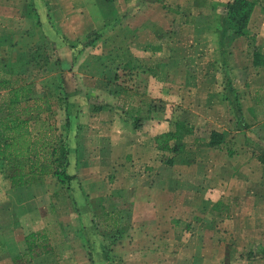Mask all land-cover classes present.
<instances>
[{
	"label": "rangeland",
	"instance_id": "374dc122",
	"mask_svg": "<svg viewBox=\"0 0 264 264\" xmlns=\"http://www.w3.org/2000/svg\"><path fill=\"white\" fill-rule=\"evenodd\" d=\"M227 1L208 2L209 6L213 2L221 14ZM259 2L248 22L250 37H242L239 50L251 58L253 47H248L249 38L258 51L256 42L264 46V0ZM203 3L204 0H0L1 75L14 87H29L33 98L50 99L54 114L42 113L30 122V128L36 133L51 126L53 134H61L64 139L67 132L91 122L93 117L94 127L89 128L96 129L107 122L112 116L109 107L118 92L116 86L127 91L139 82L149 85V79L156 77L161 82L170 80L173 88L187 77V85L201 84L197 91L200 95L192 93L191 98L204 100L205 95H201L209 81L211 87L218 84L223 91L224 71L207 80L204 78V73L209 71L207 62L197 57L213 50L206 32L207 21L203 19ZM193 6H198L203 16L192 14ZM130 18L139 27L134 32L128 28ZM176 24L178 28H174ZM129 35L134 39L129 40ZM172 37L176 40L174 47L170 45ZM88 39L92 41L86 45ZM173 50L186 57L185 60L169 63ZM188 55L195 59L187 58ZM229 77L234 89L241 90L237 94L240 104L248 107L243 113L250 123L247 128L236 124V128L222 130L225 138L219 148L223 145L231 166L239 164L245 151H251L264 166V140L260 136L256 138L257 133L251 129L264 122V67L250 69L245 77ZM161 102L164 103L162 99ZM247 131L252 135L234 139ZM90 141L95 144L99 140ZM72 155L67 171L76 178L67 184L47 175L41 182L12 186L8 165L0 162V264H63V234L67 231L71 236L81 222L87 221L82 216L81 196L95 199L94 212L102 210L103 216L112 209L122 212L129 209L128 203L121 199H102L114 191L115 175L100 157L84 158L83 171L77 173L76 163H81V157L77 158L73 151ZM262 166L261 186L264 185ZM222 170L219 176L230 186L233 196L241 194L243 184L232 179L235 173L224 174ZM255 197L264 200V196ZM224 204L223 216L227 220L222 221L219 229L226 234L221 241L229 248L226 254L229 262L264 264V204L255 208H245L235 200ZM88 208L93 214L92 207ZM33 231L38 235L45 233L46 237L36 238L37 245L27 259L13 244ZM231 248L236 251L231 252Z\"/></svg>",
	"mask_w": 264,
	"mask_h": 264
},
{
	"label": "crops",
	"instance_id": "0c3cea01",
	"mask_svg": "<svg viewBox=\"0 0 264 264\" xmlns=\"http://www.w3.org/2000/svg\"><path fill=\"white\" fill-rule=\"evenodd\" d=\"M208 1L211 0L203 3L204 16L198 6H193L192 10V14L203 16L207 21L206 32L213 45L212 53L197 56L207 62L209 71L204 73V78L218 77L223 72V66L219 67L223 62L229 76L236 78L247 76L250 69L254 71L264 67V64L255 65L253 58L239 51L243 36L229 40L227 30L221 32L219 9L213 2L209 6ZM133 20H128V28L132 31L139 28ZM174 28H178L177 24ZM128 39L134 37L129 35ZM175 43L172 37L171 47ZM256 43L264 58L263 43ZM169 55L171 64L186 58L174 50ZM153 78L149 79V85L139 82L127 91L116 86L118 92L109 107L112 116L106 123L96 129L89 128L94 127L93 117L91 122L77 125L73 131L67 132V138L65 136L69 144L68 167L73 159L72 151L77 158L81 157V163H76L77 173L83 171L84 158L100 157L108 171L115 175L114 191L102 199H121L128 203L129 209L125 212L112 209L104 212L103 216L102 210L94 212L95 199L92 201L89 196H81L82 216L87 221L81 222L80 228L72 231L71 236L67 231L63 234V264H243L229 262L226 255L229 248L221 241L226 234L219 228L222 221L227 220L223 216L227 201L235 200L245 208L264 204L262 197H255L256 194L264 196V185L259 184L263 164L251 151H245L242 160H238L239 164L231 166L229 155L222 150L223 145L221 149L220 144L209 145L212 130L222 132L237 127L220 85L213 88L212 83L207 82L205 93L201 95L206 99L197 100L191 98V94H199L197 91L201 84L193 83V90H190L191 86L187 85L189 78L183 77L181 84L170 88V80L161 82ZM137 79L140 80L139 77ZM239 89L237 87L235 91L241 92ZM160 99L164 103L160 104ZM242 105V110L248 109ZM244 117L249 124L248 118ZM179 125L192 128L191 132L183 135L182 147L175 151L159 150L155 138L175 131ZM251 129L257 133L256 138L260 136L264 140V122ZM249 135L252 134L248 131L241 132L234 139ZM97 138L99 141L95 144L98 146L90 141ZM87 141L92 144H87ZM165 157L171 158V164L165 162ZM92 169L98 171L99 168ZM221 169L224 174L228 171L235 173L232 179L236 184H243L241 194L233 196L230 186L227 187L226 181L219 176ZM88 207H92L93 214ZM250 215L253 217L255 214ZM215 223L217 227H213ZM29 233L13 242V248L25 254V236ZM33 233L35 239L46 237L45 233ZM235 251L231 248V252ZM79 253L81 255L77 256Z\"/></svg>",
	"mask_w": 264,
	"mask_h": 264
},
{
	"label": "trees",
	"instance_id": "16d2710c",
	"mask_svg": "<svg viewBox=\"0 0 264 264\" xmlns=\"http://www.w3.org/2000/svg\"><path fill=\"white\" fill-rule=\"evenodd\" d=\"M110 1V0H106ZM259 0H230L226 3L219 21L221 32L227 30L229 40L237 36L250 37L248 21L253 8ZM264 11V6H263ZM224 29V30H223ZM90 36V35H89ZM88 36V37H89ZM92 39L86 41L90 44ZM253 49L252 58L255 65H263L264 58L258 48L248 42ZM223 95L228 101L235 123L247 128L243 110L237 92L223 62ZM42 113L54 114L52 102L46 96L33 98L27 86H12L0 72V162L9 167V180L12 186H26L41 182L45 176L52 175L61 184H67L76 176L69 174V146L61 134L54 135L51 126L33 133L30 122ZM192 131L186 125H179L173 132H166L155 138L156 146L162 151H175L182 147L183 135ZM225 132L212 130L209 145H219L224 141ZM165 162L171 164V158ZM28 259L37 245L35 233L25 236Z\"/></svg>",
	"mask_w": 264,
	"mask_h": 264
}]
</instances>
